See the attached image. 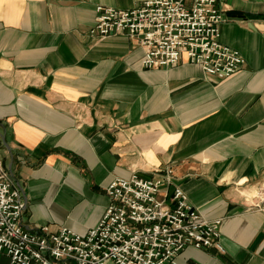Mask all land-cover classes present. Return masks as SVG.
Returning <instances> with one entry per match:
<instances>
[{
  "label": "crops",
  "instance_id": "1",
  "mask_svg": "<svg viewBox=\"0 0 264 264\" xmlns=\"http://www.w3.org/2000/svg\"><path fill=\"white\" fill-rule=\"evenodd\" d=\"M142 1L0 0V159L23 222L84 234L115 177L171 168L161 196L181 187L202 216L221 218L224 247L189 245L180 264H264V211L245 199L264 181V0H218L221 40L245 57L223 78L185 52L145 67L131 35L89 33L98 4Z\"/></svg>",
  "mask_w": 264,
  "mask_h": 264
},
{
  "label": "built area",
  "instance_id": "2",
  "mask_svg": "<svg viewBox=\"0 0 264 264\" xmlns=\"http://www.w3.org/2000/svg\"><path fill=\"white\" fill-rule=\"evenodd\" d=\"M89 33L125 32L145 48V67L172 66L185 52L191 62L218 77L242 68L245 57L221 40L224 19L218 0H143L132 8L96 6ZM172 169L160 177L133 173L115 177L107 186L109 204L100 222L82 234L68 226L34 229L23 222L25 203L0 159V253L8 264H180L189 245L216 247L221 218H205L176 187L172 202L161 196ZM247 207L264 211V181L245 192Z\"/></svg>",
  "mask_w": 264,
  "mask_h": 264
}]
</instances>
